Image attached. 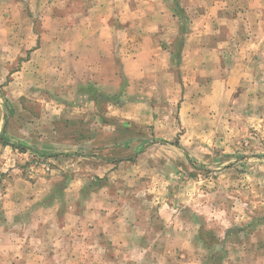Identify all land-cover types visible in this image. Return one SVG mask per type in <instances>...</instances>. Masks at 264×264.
I'll return each mask as SVG.
<instances>
[{
    "label": "rangeland",
    "instance_id": "374dc122",
    "mask_svg": "<svg viewBox=\"0 0 264 264\" xmlns=\"http://www.w3.org/2000/svg\"><path fill=\"white\" fill-rule=\"evenodd\" d=\"M0 264H264V0H0Z\"/></svg>",
    "mask_w": 264,
    "mask_h": 264
},
{
    "label": "crops",
    "instance_id": "0c3cea01",
    "mask_svg": "<svg viewBox=\"0 0 264 264\" xmlns=\"http://www.w3.org/2000/svg\"><path fill=\"white\" fill-rule=\"evenodd\" d=\"M100 9H102V4H100ZM88 17H91L90 13H88ZM148 16V20H150L151 18L154 17V15L152 13H147ZM74 26L70 29L71 31L75 32V30L78 29L77 24H73ZM94 26H84L83 27V31L87 30L88 32H93L94 30ZM98 30H101V34H102V25L98 26V28H96ZM96 30V31H98ZM127 43V42H126ZM45 46H50V47H60L63 48V45L58 41H50L49 43H41V48ZM58 44V45H57ZM139 47H141L142 45L137 43ZM105 43H102L101 39H95V40H79L75 46H74V50L71 53V55L69 56V59L72 61V64L74 65V68H77L78 66H80L79 64H85L86 68L84 70V72H86V74H93L95 71H99L100 74H102V65L104 62H112L114 61V57L111 54H106V49H105ZM128 46L130 48L133 47L132 44H128ZM154 51H152V53H150V55H148V57L144 58V63L146 61V63H148L149 65H154L156 66V70L159 71V67L158 65L160 64V62H162L161 66H163V70H160L161 72H166L168 74H173L174 71H176V73H178L176 67V60L175 58L171 55V52L166 51V47H170L164 43H160L158 42L157 45H154ZM156 49H158V51H156ZM133 51V50H132ZM136 51L138 52V54L135 53H131L130 56H128L127 58L124 57L123 59L119 60L118 63L120 65L122 64H127L128 66H132L133 67H139V65H143L144 63L142 62V59L140 60L139 57H141V52L139 48L136 49ZM135 51V52H136ZM160 51V52H159ZM37 53V51H36ZM67 54V53H66ZM167 54V55H166ZM61 55H64V53L61 52ZM140 73V70L139 72ZM132 157H128L127 159H130ZM114 205V204H112ZM115 209V208H114ZM103 215V214H102ZM119 217L118 219H116V217ZM125 219V218H124ZM122 217L121 214H116V216L114 215L112 220L108 219H102V226L104 227V232L107 231V238H109V241L111 242L112 245V249L107 250L105 247L102 248V256L104 257H109V255L111 254L112 251L115 250V247H124L126 246L125 243H123L122 241H127L128 244L130 241H132L133 239L138 241V244L141 240L144 239L143 236L141 235H120L117 234V232L119 231V229L117 230L116 227V223L121 221ZM131 224H134V222L132 221H128L126 222V227L128 229L131 228ZM103 232V231H102ZM127 248V247H126ZM132 248L135 249V243L134 245L130 246V251L132 250ZM139 247H137L138 249ZM145 249V248H143ZM56 252V250H53ZM146 251V250H145Z\"/></svg>",
    "mask_w": 264,
    "mask_h": 264
},
{
    "label": "trees",
    "instance_id": "16d2710c",
    "mask_svg": "<svg viewBox=\"0 0 264 264\" xmlns=\"http://www.w3.org/2000/svg\"><path fill=\"white\" fill-rule=\"evenodd\" d=\"M174 145L178 147V144H177V143H175ZM11 146H12V147H15V145H13V144H12Z\"/></svg>",
    "mask_w": 264,
    "mask_h": 264
}]
</instances>
